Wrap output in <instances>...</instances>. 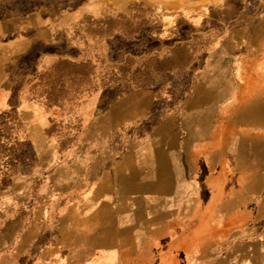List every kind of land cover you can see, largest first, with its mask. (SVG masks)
<instances>
[{
	"label": "rangeland",
	"instance_id": "1",
	"mask_svg": "<svg viewBox=\"0 0 264 264\" xmlns=\"http://www.w3.org/2000/svg\"><path fill=\"white\" fill-rule=\"evenodd\" d=\"M238 29L264 62V0H0V223L27 214L39 247L67 233L90 171L180 108ZM235 182L227 163V203Z\"/></svg>",
	"mask_w": 264,
	"mask_h": 264
},
{
	"label": "crops",
	"instance_id": "2",
	"mask_svg": "<svg viewBox=\"0 0 264 264\" xmlns=\"http://www.w3.org/2000/svg\"><path fill=\"white\" fill-rule=\"evenodd\" d=\"M226 32L182 106L90 171L67 233L39 247L27 214L0 223V264H143L149 244L159 264H264V62Z\"/></svg>",
	"mask_w": 264,
	"mask_h": 264
},
{
	"label": "trees",
	"instance_id": "3",
	"mask_svg": "<svg viewBox=\"0 0 264 264\" xmlns=\"http://www.w3.org/2000/svg\"><path fill=\"white\" fill-rule=\"evenodd\" d=\"M63 64L64 65H73L70 62H64ZM73 66L76 67V68H80L79 66H81V68L85 67L83 64L82 65L74 64ZM17 264H24V260L19 261Z\"/></svg>",
	"mask_w": 264,
	"mask_h": 264
}]
</instances>
